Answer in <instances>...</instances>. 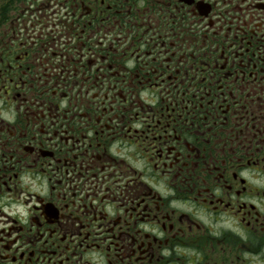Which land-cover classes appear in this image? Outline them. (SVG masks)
<instances>
[{
    "label": "flooded vegetation",
    "instance_id": "obj_1",
    "mask_svg": "<svg viewBox=\"0 0 264 264\" xmlns=\"http://www.w3.org/2000/svg\"><path fill=\"white\" fill-rule=\"evenodd\" d=\"M0 264H264V0H0Z\"/></svg>",
    "mask_w": 264,
    "mask_h": 264
}]
</instances>
